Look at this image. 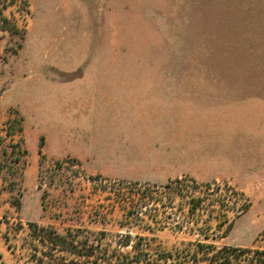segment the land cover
I'll return each mask as SVG.
<instances>
[{"label": "rangeland", "instance_id": "obj_1", "mask_svg": "<svg viewBox=\"0 0 264 264\" xmlns=\"http://www.w3.org/2000/svg\"><path fill=\"white\" fill-rule=\"evenodd\" d=\"M223 245L264 250V0H0V264Z\"/></svg>", "mask_w": 264, "mask_h": 264}, {"label": "trees", "instance_id": "obj_2", "mask_svg": "<svg viewBox=\"0 0 264 264\" xmlns=\"http://www.w3.org/2000/svg\"><path fill=\"white\" fill-rule=\"evenodd\" d=\"M180 264H264V250L223 245L212 249L204 260Z\"/></svg>", "mask_w": 264, "mask_h": 264}]
</instances>
